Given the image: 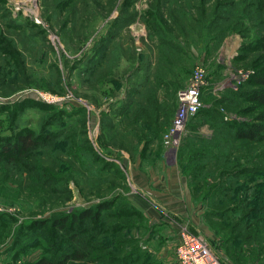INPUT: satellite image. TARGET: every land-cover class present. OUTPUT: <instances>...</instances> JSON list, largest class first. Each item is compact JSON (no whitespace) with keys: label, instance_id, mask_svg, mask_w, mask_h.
<instances>
[{"label":"rangeland","instance_id":"1","mask_svg":"<svg viewBox=\"0 0 264 264\" xmlns=\"http://www.w3.org/2000/svg\"><path fill=\"white\" fill-rule=\"evenodd\" d=\"M56 1L58 0H0V48H3L0 64L5 65L6 60H9L16 70L14 76L9 75L13 79H9L11 81L4 83L3 77H0V105L12 102L11 107L0 109V143L4 137H13L22 127L41 132L42 121L50 114L59 115L67 122L74 121L75 117L70 118L69 115L59 112L64 110L71 113L81 109L85 129L77 126V138L80 140V132L84 130L96 151L105 159L114 161L125 176L122 186L110 189L107 183L102 182L99 184L102 187L100 191L104 196L114 195V192L120 195L110 206L111 209L126 203V208L138 212L131 213L127 220H123L125 227L119 231L123 238L128 240L129 247L126 248L140 252L144 263L179 264L173 255V247L177 234L184 230L205 236L210 251L221 264H233L228 257L230 253L227 254L219 235L214 231L213 221L204 215L206 201L201 198V192L194 191L188 183V175L180 163L178 151L185 136L210 134V120L216 116L217 110L222 113V119H228L232 124L235 119L239 123L244 121V127L251 122L264 125V103L247 99V93L240 97L234 94L264 87L261 83L253 82L251 75L254 72L264 73V46L254 47L249 42L252 35L242 38L235 30H230V23L226 25V35L218 43L204 40L205 35L199 37L192 31L182 40L183 52L175 55L173 68L170 70V79L178 82L179 86L172 94L164 88L155 90L157 102L162 107L171 104L170 118L164 124L160 137L153 138L152 142L146 144L148 146L143 153H140L141 144L137 150L132 149L134 138L131 135L124 141V146L114 144L119 138H113V142L111 139L108 141L106 137L109 133L102 129L101 119L104 110L111 108V101L115 100L113 106H116L118 99L125 97L129 87L138 90L145 98L151 95L150 86H141L142 75L145 73L142 60L150 52L152 56L148 60L154 61L158 57L157 41L155 37L149 38L148 27L142 19L149 0H130L124 12L116 5L106 12L107 0H89L88 5L76 0V14L69 11L73 9L71 0L64 7L56 4ZM119 3L120 0L116 4ZM259 15L254 20L255 27L261 28L259 33H263L264 11ZM116 17H119V20L116 21ZM245 23L244 20L243 24ZM247 31L250 32V29ZM95 44H105L108 49L106 57L101 58L100 66L95 67L90 75L87 69L93 65L92 61L99 59L100 53L97 52L105 50L95 51ZM4 47L9 48L10 52L4 50ZM9 53L13 54L14 59ZM197 62L205 69L206 85L200 91V105L186 120L174 156L168 160L164 155L163 133L169 126L175 110L177 93L187 83L190 71ZM134 96L136 98L137 95ZM23 98L36 99L46 105L43 107L34 101L26 100L17 108L15 104ZM145 102L146 100H142V103ZM12 110L17 111V114H12ZM119 120L120 116H115L112 118V124L118 123ZM45 127L49 130L55 128L52 124ZM119 130L116 128L113 132L120 134ZM101 137L110 143L102 145ZM241 141L246 140L237 139L235 142L241 145ZM246 142V148L242 146V149L236 151L240 166L252 163L254 174L262 175L259 170L264 172V145L260 142ZM258 152L259 157H253L252 154ZM60 155L67 161V165H70V160H76L72 154L69 156L60 151ZM73 167L76 176L83 175L77 161ZM166 170L170 172V179L175 185L180 186L187 195L179 208L155 206L151 195H147L149 193L146 189L152 186L153 180L158 188L160 180L164 184V177L159 175L166 174ZM153 174L158 175V180ZM83 182V193L70 183L73 196L69 201L63 205L45 203L44 207L36 206L34 195H28L25 189H0V213L14 218L7 227H3L9 228V233L6 231L4 236L0 237V264L14 263L12 253L7 250L12 241L11 233L18 224L27 222L32 217L48 216L55 210L69 211L93 204L97 200V195L94 194L95 186L91 184V187L88 181ZM146 184L149 186H145ZM215 222L220 228L218 221ZM29 232V229H23L25 235ZM23 242L25 238L20 241ZM42 251L44 252L39 245L31 246L20 253L16 262L35 259ZM232 252L235 256L234 251ZM249 253L248 251L247 254ZM236 255L241 256L238 253Z\"/></svg>","mask_w":264,"mask_h":264},{"label":"trees","instance_id":"2","mask_svg":"<svg viewBox=\"0 0 264 264\" xmlns=\"http://www.w3.org/2000/svg\"><path fill=\"white\" fill-rule=\"evenodd\" d=\"M71 1L73 9L69 11L76 14V0ZM79 1L83 2V5L89 4V0H77ZM117 1L107 0L106 12L115 5L123 12L126 11L130 0H120V3L116 4ZM69 2L70 0H58L56 4L64 7ZM263 11L264 0H149L142 19L148 27L149 38L155 37L157 41L158 57L153 61L148 60L152 56L151 52L145 55L146 58L142 60L145 73L142 75L143 82L139 80V84L150 86L151 95L145 98L138 90L129 87L125 97L119 98L116 106H113L115 100L111 101V108L104 110L101 119L102 129L109 133L106 139L113 142V138H119L114 144L124 146V141L131 135L134 138L132 149L137 150L141 144L139 152L143 153L148 142L160 137L164 124L170 118L171 104L162 107L157 102L155 90L164 88L172 94L179 86L169 75L175 55L183 52L182 40L194 31L199 37L205 35L204 40L218 43L226 35V25L230 23V30H235L242 38L252 35L249 42L254 47L264 46V32L259 33L261 28L255 27L254 22ZM115 20H119V17ZM248 28L250 32L247 31ZM93 46L95 51L105 50L97 52L100 53L99 59L92 61L93 65L87 69L90 75L95 67L100 66L101 58L106 57L108 49L105 44ZM1 49L3 48H0V53ZM4 50L10 52L7 47H4ZM9 56L13 58L12 53H9ZM6 61L5 65L0 64V77H3L4 83L13 80L10 74H16L14 64ZM251 75L253 82L264 85V73L254 72ZM243 93H247L246 98L249 100L264 103V87L234 94L240 97L244 96ZM26 100L34 101L43 107L46 105L36 99L23 98L15 106H22ZM142 100L146 102L142 103ZM11 103L0 105V109L11 107ZM12 112L17 114V111ZM215 112L216 116L209 124L210 134L185 136L180 143V163L185 167L191 188L201 192V198L206 201L204 215L213 221L214 231L219 235L227 254L230 253L228 257L233 264H264V172L259 170L262 175L256 176L252 163L240 166L236 152L242 149V146L246 148V141L264 145V125L251 122L244 127V121L239 123L235 119L232 124L228 119H222L221 112ZM59 114L75 117V120L67 122L59 115L50 114L42 121L41 132L22 127L13 137H4L0 143V189H25L28 195H34L36 206L44 207L45 203L63 205L73 196L70 183L83 193V181H88L91 187V184L95 186L94 194L97 195V200L90 205L69 211L55 210L48 216L32 217L29 221L18 224L11 233L12 241L7 250L12 253L13 264H150L141 260L140 252L126 248L129 247L128 240L119 232L125 227L123 220H127L131 213L138 212L126 208V203L111 209L110 206L120 195L114 192V195L104 196L100 191L102 187L99 184L102 182L107 183L110 189L122 186L125 179L122 169L96 151L84 130L80 132V140L77 138V126L85 129L81 109L71 113L62 110ZM115 116H120V120L112 124V118ZM48 124L54 125L55 128L46 129ZM116 128L120 129V134L113 132ZM237 139L246 141H241L240 145L236 144ZM101 142L105 146L110 143L103 138ZM60 151L69 156L72 154L76 160H70V165H67ZM252 155L259 157V152ZM250 159L252 161V158ZM76 161L82 168L81 176L74 173L73 166ZM13 219L0 213V237L4 236L6 231L9 233V228L3 227H7ZM215 221L221 225L220 228ZM25 228L30 230L27 235L23 233ZM23 238L25 242L20 243ZM35 245L41 246L44 252L35 259L16 262L20 253Z\"/></svg>","mask_w":264,"mask_h":264},{"label":"built area","instance_id":"3","mask_svg":"<svg viewBox=\"0 0 264 264\" xmlns=\"http://www.w3.org/2000/svg\"><path fill=\"white\" fill-rule=\"evenodd\" d=\"M35 19L38 20L36 17ZM205 85V69L197 62L190 71L187 83L177 93L175 110L163 133L166 159L174 156L186 120L200 105V91ZM173 255L179 264H221L210 251L205 236L200 233L181 230L174 241Z\"/></svg>","mask_w":264,"mask_h":264},{"label":"crops","instance_id":"4","mask_svg":"<svg viewBox=\"0 0 264 264\" xmlns=\"http://www.w3.org/2000/svg\"><path fill=\"white\" fill-rule=\"evenodd\" d=\"M166 174L159 175L160 177H164V184L162 181H159L160 187H157L156 181L153 180V185L151 187H148L147 195H151L152 200H154L156 203L155 206H161L165 205L167 207H176L179 208L184 203V198H186L187 195H185V191L180 187L176 186L175 182L171 180L170 178V172L168 170L165 171ZM153 176L158 180V175L153 174ZM181 179V178H180ZM182 180V179H181ZM183 181V180H182ZM181 181V182H182ZM163 184V185H161ZM145 186H149V184H146ZM150 189V190H149ZM145 203H148V201H144ZM138 203L142 205L139 201ZM144 207V206H143Z\"/></svg>","mask_w":264,"mask_h":264}]
</instances>
